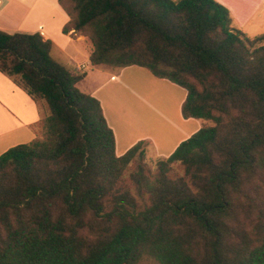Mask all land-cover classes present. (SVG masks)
<instances>
[{"label":"trees","instance_id":"16d2710c","mask_svg":"<svg viewBox=\"0 0 264 264\" xmlns=\"http://www.w3.org/2000/svg\"><path fill=\"white\" fill-rule=\"evenodd\" d=\"M70 1L92 66L169 80L182 117L211 124L154 170L144 139L117 155L86 73L39 32L0 29V72L47 109L39 136L0 154V264H264V33L215 0Z\"/></svg>","mask_w":264,"mask_h":264},{"label":"rangeland","instance_id":"374dc122","mask_svg":"<svg viewBox=\"0 0 264 264\" xmlns=\"http://www.w3.org/2000/svg\"><path fill=\"white\" fill-rule=\"evenodd\" d=\"M215 1L218 2V0ZM62 5L71 13L72 3L70 0H62ZM226 8L230 11L233 27L243 30L248 36L264 33L263 0H252L249 2L237 0L236 17L231 12L230 7L226 6ZM257 13L260 15L258 16ZM90 48V42L87 39H82L79 49L77 48L80 55L73 56L74 62H70L66 57L60 58L59 61L66 63L71 68L74 67L73 70L86 73L84 78L77 83V87L80 90L92 94L96 93L98 97L103 99L104 103V97L107 95L106 99H108L111 109H115L119 115L118 117L114 113L115 118H118L117 131L118 129H125L132 124H143L145 128L146 124H149V131L155 135L151 136L153 140L143 138L147 141L143 160L151 170L155 169L158 160L165 159L172 152V146L166 142L163 143L161 138H166L171 132L173 133V130H177V125H180L179 118L183 120L182 130L178 138L174 140V143L175 141L187 139L204 124H211L210 121L204 119L183 118L181 105L185 99L186 91L169 80H161L154 77L142 67H133L136 72L131 75L130 72L125 73V71L133 70L132 68L129 70H124L123 68L112 69L103 65L92 66L86 64L84 70H77L75 66L77 63L88 60ZM114 77L119 78L116 80ZM119 84L121 86L118 87ZM41 102L46 108L44 102ZM45 111V114H47V109ZM145 128L141 131L145 132L147 130ZM38 129L37 134L39 135L42 133V122L38 125ZM133 166L131 165L130 168H133ZM173 170L180 174V165L175 163ZM140 264L156 263L152 259L145 258Z\"/></svg>","mask_w":264,"mask_h":264},{"label":"crops","instance_id":"0c3cea01","mask_svg":"<svg viewBox=\"0 0 264 264\" xmlns=\"http://www.w3.org/2000/svg\"><path fill=\"white\" fill-rule=\"evenodd\" d=\"M249 1L252 0H245V2ZM218 2L225 7H230L234 16H237V0H218ZM257 15L260 14L257 13ZM64 26H67L66 32L63 31ZM0 29L9 32H39L45 39L52 41L53 57L55 56L57 60L66 57L70 62H74L73 56L80 55L77 48L79 49L81 40L87 39L73 29L70 24L69 12L62 5V0H1ZM87 40L89 41V39ZM91 50L92 44L89 56ZM79 63L90 64L89 57L85 62ZM133 67L139 66L131 65L123 69L132 68L133 70L125 71V73L130 72L131 75L136 72ZM118 78L114 77L116 80ZM119 86L121 85L119 84ZM90 94L96 96L102 105L106 121L113 130L117 155L123 154L138 140L143 138L153 140L151 136L155 134L149 131V124H146V128L143 124H132L117 131L118 118L116 119L114 114L117 112L115 109H111L108 99H106L107 95L104 97V103L103 99L98 97L96 93ZM45 110L46 108L41 101L36 102L31 99L22 87L17 85L9 76L0 72V153L14 144L25 143L39 136L41 133L37 134L38 125L46 116ZM179 122L180 125H177V130H173V133L171 132L172 134L170 133L171 135H167L166 138H161L163 143L166 142L172 146V151L181 142L175 141L174 143L182 130V118H179ZM144 128L148 131H141Z\"/></svg>","mask_w":264,"mask_h":264},{"label":"built area","instance_id":"2783aa9c","mask_svg":"<svg viewBox=\"0 0 264 264\" xmlns=\"http://www.w3.org/2000/svg\"><path fill=\"white\" fill-rule=\"evenodd\" d=\"M263 3H264V0H263ZM0 4H1V0H0ZM86 68V64L85 63H81V64H77L76 65V69L77 70H84Z\"/></svg>","mask_w":264,"mask_h":264}]
</instances>
